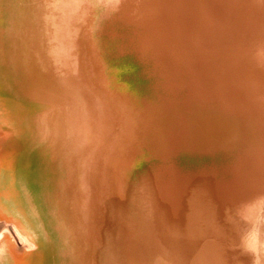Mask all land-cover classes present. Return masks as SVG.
I'll return each instance as SVG.
<instances>
[{
  "label": "bare ground",
  "instance_id": "6f19581e",
  "mask_svg": "<svg viewBox=\"0 0 264 264\" xmlns=\"http://www.w3.org/2000/svg\"><path fill=\"white\" fill-rule=\"evenodd\" d=\"M5 9L0 79L48 106L62 264H264V0ZM124 59L146 82L126 94L110 74ZM6 224L0 239L33 247Z\"/></svg>",
  "mask_w": 264,
  "mask_h": 264
},
{
  "label": "rangeland",
  "instance_id": "374dc122",
  "mask_svg": "<svg viewBox=\"0 0 264 264\" xmlns=\"http://www.w3.org/2000/svg\"><path fill=\"white\" fill-rule=\"evenodd\" d=\"M6 33L5 0H0V64L4 69ZM20 52L17 48L18 57ZM119 65L120 69L110 71L118 91L126 94L131 87L146 85L131 59L119 61ZM47 109L45 103L20 91L9 76L6 80L1 77L0 225L15 226L33 247L23 248L11 234H5L0 239V248L4 246L0 264H62L65 260L66 242L57 230L50 202L51 174L46 169L45 144H39L38 119Z\"/></svg>",
  "mask_w": 264,
  "mask_h": 264
}]
</instances>
